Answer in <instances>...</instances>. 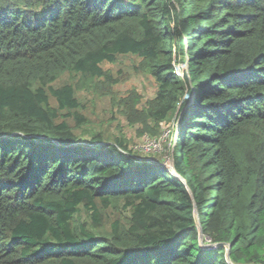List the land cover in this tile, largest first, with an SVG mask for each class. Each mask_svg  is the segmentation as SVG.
I'll list each match as a JSON object with an SVG mask.
<instances>
[{"label": "trees", "instance_id": "trees-1", "mask_svg": "<svg viewBox=\"0 0 264 264\" xmlns=\"http://www.w3.org/2000/svg\"><path fill=\"white\" fill-rule=\"evenodd\" d=\"M0 264H264V0H0Z\"/></svg>", "mask_w": 264, "mask_h": 264}, {"label": "rangeland", "instance_id": "rangeland-1", "mask_svg": "<svg viewBox=\"0 0 264 264\" xmlns=\"http://www.w3.org/2000/svg\"><path fill=\"white\" fill-rule=\"evenodd\" d=\"M132 61L133 58L124 57L120 58L119 62L113 65L116 72L120 69V73H118L120 80V92L125 91L126 88L136 85L135 87L138 89L140 94H143L145 97L151 96L155 90L153 81L142 74L134 72L135 68ZM184 66L186 65H177V72L179 74L183 70ZM188 95L189 94L187 93L186 96ZM89 97L91 96L83 97V103L86 104L85 112L96 125H100L98 130H102L104 132L111 130L112 132H116L118 135L122 133L128 138L130 148L134 152H137L139 156H154L155 160L162 159L166 166L170 168L172 167V158L165 153H167V150L168 152L169 150L171 152L175 148V134L173 131L175 123L173 124V118L168 122L163 121L160 129L156 133H139L136 131L135 127H132L125 122L126 120L123 119L120 112L115 111V118L113 119L111 117L113 116V112L111 108L109 109V102L106 99H96L93 101L89 99Z\"/></svg>", "mask_w": 264, "mask_h": 264}, {"label": "water", "instance_id": "water-1", "mask_svg": "<svg viewBox=\"0 0 264 264\" xmlns=\"http://www.w3.org/2000/svg\"><path fill=\"white\" fill-rule=\"evenodd\" d=\"M173 155V154H172ZM173 157H172V162H173ZM172 168L174 169V167H173V164H172ZM196 216H197V213H196ZM199 236H200V242H202V229H201V226H200V224H199ZM227 246H228V249H227V253H226V258H227V260L229 261V262H231L230 261V259H229V246H230V244L229 243H227Z\"/></svg>", "mask_w": 264, "mask_h": 264}, {"label": "clouds", "instance_id": "clouds-1", "mask_svg": "<svg viewBox=\"0 0 264 264\" xmlns=\"http://www.w3.org/2000/svg\"><path fill=\"white\" fill-rule=\"evenodd\" d=\"M176 117V116H175Z\"/></svg>", "mask_w": 264, "mask_h": 264}]
</instances>
